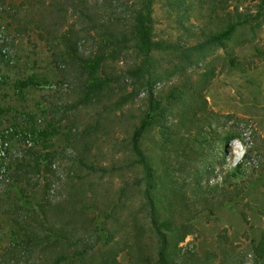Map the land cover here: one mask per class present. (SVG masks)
I'll return each instance as SVG.
<instances>
[{
    "label": "rangeland",
    "instance_id": "1",
    "mask_svg": "<svg viewBox=\"0 0 264 264\" xmlns=\"http://www.w3.org/2000/svg\"><path fill=\"white\" fill-rule=\"evenodd\" d=\"M141 1L0 0V264H53L56 248L22 249L23 231L57 228L72 210L96 246L85 264H156L128 153L143 121L142 153L180 188L207 183L205 167L225 177L248 154L237 206L180 211L190 235L171 264H264V0H153L144 74L133 36ZM232 25L228 41L212 42ZM48 129L41 143L35 133ZM24 161L33 173H21Z\"/></svg>",
    "mask_w": 264,
    "mask_h": 264
},
{
    "label": "trees",
    "instance_id": "2",
    "mask_svg": "<svg viewBox=\"0 0 264 264\" xmlns=\"http://www.w3.org/2000/svg\"><path fill=\"white\" fill-rule=\"evenodd\" d=\"M153 0H142L139 3L138 9L135 11L133 19V36L136 41L135 50L143 62L138 70L142 74L146 73L145 67L149 60L155 44L152 41V23H151V8ZM235 31V26H229L223 32L215 35L212 38L213 43H220L221 41H228ZM95 70L94 68H92ZM135 72V71H134ZM33 83L27 81L22 83L20 87L27 89L32 87ZM145 90L149 96V106L151 112L159 111V104L152 98L151 85L144 82ZM3 111L0 109V116ZM147 122L143 121L140 127L133 133L128 153L134 159V165L140 169L143 175V198L148 215L149 224V239H153L156 243L157 250L155 254L156 264H171V248H177L180 244L184 243L186 238L190 235L187 232V226L182 217V223L179 221L180 211L183 215L186 213L187 208L192 207L191 213L199 214L197 206L201 203L207 210L215 208L216 210L222 209L227 206H237L243 193L249 189L251 182L243 179L242 169L245 166L248 154L245 152L242 155L240 162L227 172L225 177H221V172H216V168L211 167L203 168V175L208 176L207 183L202 184L200 181L194 179L190 186L182 184L180 188L176 183L177 179L174 178L173 172L168 170V165H163L165 169L161 170L160 167L154 168L151 166L148 158L142 153L140 144L142 137L147 128ZM36 139L41 143L49 142L56 134L53 129L36 132ZM5 137L0 134V140L5 142ZM23 139H27L23 136ZM235 140L230 138L228 141ZM197 141H195V145ZM198 148V147H197ZM200 150V148H198ZM225 153L223 148L218 149V152ZM177 152V150H174ZM25 163V164H24ZM24 164V165H23ZM23 165V166H22ZM171 166V165H170ZM80 167L86 169V165L80 164ZM91 169V168H89ZM21 173L25 175L29 172L33 173L31 165L25 161L21 163ZM39 171L38 167H35ZM91 171V170H90ZM175 173V172H174ZM215 176L214 178H212ZM24 177V176H23ZM217 179L214 184H208L210 179ZM140 186V185H137ZM251 186L250 188H252ZM189 189L184 191V189ZM191 189V190H190ZM199 200V202H198ZM74 209V207H72ZM196 208V210H194ZM45 215V212H43ZM189 213V215L191 214ZM61 216L66 217L67 220L61 218V225L57 228L47 226L44 223H39V226L31 228L30 232L24 229L27 241L22 244V249L31 251L32 248L38 247H55L58 255L55 257L53 264H85L87 255L96 249L95 244H89L79 236L76 227L72 226L73 218L76 213L71 212L61 213ZM175 216L178 217L176 220ZM43 224V226H40ZM45 229H44V228ZM48 230L47 236L40 237L44 230ZM82 238V239H81ZM173 241V243H172ZM107 247L108 245L104 243ZM260 254L264 255L263 250H259ZM102 264H117L115 260L105 261Z\"/></svg>",
    "mask_w": 264,
    "mask_h": 264
},
{
    "label": "built area",
    "instance_id": "3",
    "mask_svg": "<svg viewBox=\"0 0 264 264\" xmlns=\"http://www.w3.org/2000/svg\"><path fill=\"white\" fill-rule=\"evenodd\" d=\"M3 156H4L3 149H1L0 147V159L3 158Z\"/></svg>",
    "mask_w": 264,
    "mask_h": 264
}]
</instances>
